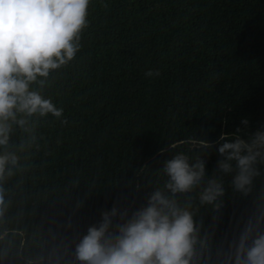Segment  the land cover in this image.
<instances>
[{
	"label": "trees",
	"instance_id": "obj_1",
	"mask_svg": "<svg viewBox=\"0 0 264 264\" xmlns=\"http://www.w3.org/2000/svg\"><path fill=\"white\" fill-rule=\"evenodd\" d=\"M88 20L77 58L44 88L67 123L38 118L23 150L15 145L27 134L11 135L19 167L0 183V264H73L87 226L114 203L142 205L166 157L200 154L211 175L222 133L246 138L264 124V0H91ZM257 168L247 193L222 176L218 208L193 190L206 242L197 264H226L246 221L264 211Z\"/></svg>",
	"mask_w": 264,
	"mask_h": 264
},
{
	"label": "clouds",
	"instance_id": "obj_2",
	"mask_svg": "<svg viewBox=\"0 0 264 264\" xmlns=\"http://www.w3.org/2000/svg\"><path fill=\"white\" fill-rule=\"evenodd\" d=\"M91 0H0V183L18 168L10 148L11 135L25 134L15 148L34 146L38 118L51 116L67 123L64 109L44 94L50 77L77 58L82 33L89 25ZM145 76L159 75L146 69ZM241 124L247 125L246 118ZM240 129L222 133L215 143L218 159L206 174L204 156L184 151L166 157L158 170L163 177L138 207L114 203L100 212L74 242L73 264H197L206 247L201 223L194 220L191 195L200 205L218 208L224 195L222 176L231 174L234 191L247 193L258 164H264V124L242 138ZM230 137V138H229ZM205 155L211 147L199 141ZM0 186V213L5 207ZM179 196H184L183 200ZM26 264H33L32 260ZM226 264H264V211L246 221L230 244Z\"/></svg>",
	"mask_w": 264,
	"mask_h": 264
}]
</instances>
